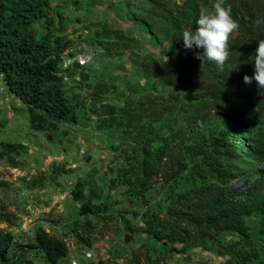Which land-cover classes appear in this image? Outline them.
<instances>
[{
	"label": "rangeland",
	"instance_id": "rangeland-1",
	"mask_svg": "<svg viewBox=\"0 0 264 264\" xmlns=\"http://www.w3.org/2000/svg\"><path fill=\"white\" fill-rule=\"evenodd\" d=\"M184 2L45 0V15L32 31L50 42L57 37L69 41L60 73L65 97L76 105V119L58 124L54 131H37L30 128L23 104L12 98L0 106V143L23 147L17 154L0 157V213L12 216L11 225L0 222V231L12 237L10 264H46L34 242L41 232L66 246V257L56 264H129L137 250L147 251L158 264H222L230 258L210 242L181 249L146 234L145 221L167 205L171 188L187 187L184 176L169 186L155 180L141 199L121 184V172L142 155L143 147L167 149L197 137L210 140L235 126L242 172L229 187L258 207L264 201V163L254 154L257 132L264 128V89L253 80L251 101L259 107L252 112H212L199 119L180 95L178 107L152 124L148 144L135 130L104 122L110 114L121 118L128 105L145 103L146 93L158 97L176 93L175 87L143 71L141 57L171 65L187 61V53L176 51L163 32L171 26L164 5L182 7ZM116 39L128 44L103 51L104 43ZM101 107H113L115 112H101ZM148 121L143 118L142 123ZM85 202L92 212L81 214ZM261 218L258 212L246 218L253 246L260 251V258L248 264H264ZM220 241L248 249L233 233L221 235Z\"/></svg>",
	"mask_w": 264,
	"mask_h": 264
},
{
	"label": "trees",
	"instance_id": "trees-1",
	"mask_svg": "<svg viewBox=\"0 0 264 264\" xmlns=\"http://www.w3.org/2000/svg\"><path fill=\"white\" fill-rule=\"evenodd\" d=\"M212 3L213 0H185L182 7L164 5L171 23L164 29V35L176 51L187 53V61L171 65L169 61L158 63L155 58L145 56L141 61L145 73L175 87L176 93L162 97L146 93L145 103L137 101L134 106L128 105L121 118L110 114L104 122L135 130L136 136L148 144L152 124L178 107L180 95L188 100L184 105L193 111L195 119L212 112L246 114L259 107L251 101L254 89L243 82V76H253L257 42L264 39V24H255L257 19L264 20V0H225L239 29L229 39V59L223 71L213 62L197 60L194 51L202 52V49H185L182 40L184 29H195L200 8H211ZM44 5L45 0H0V73L5 76L9 93L25 106L30 128L54 131L60 123H73L77 108L62 90L60 62L70 47L69 41L57 37L50 42L49 37L37 38L32 31V25L45 15ZM126 43L116 39L107 41L102 48L108 52ZM107 109L115 112L113 107H104L101 112ZM143 118H148V124L142 123ZM239 140L237 127L233 126L210 140L197 137L167 149L143 147L142 155L137 154L122 169L121 184L141 199L155 180L169 186L184 176L187 187L180 191L171 188L167 205L151 213L145 221L148 236L165 245H180L181 249L210 242L220 252L230 255L222 264H248L260 258L246 218L258 212L264 235V201L254 208L247 197L237 195L229 187L242 172ZM22 149V145L0 143V157L17 154ZM255 150V159L264 163V128L257 132ZM92 208L89 203H83L81 214L92 212ZM94 208L101 210L98 206ZM0 222L11 225L12 216L0 213ZM226 233L237 235L248 249L242 250L239 243L221 242L220 236ZM11 240L9 233L0 231L1 264L11 262L7 257ZM34 242L46 264H56L67 255L65 244L44 232ZM129 264H158V260L147 251L137 250Z\"/></svg>",
	"mask_w": 264,
	"mask_h": 264
},
{
	"label": "clouds",
	"instance_id": "clouds-1",
	"mask_svg": "<svg viewBox=\"0 0 264 264\" xmlns=\"http://www.w3.org/2000/svg\"><path fill=\"white\" fill-rule=\"evenodd\" d=\"M257 26L264 24V20L257 19ZM239 29L238 22L233 18L230 5L225 0H213L211 8L201 7L195 29H184L182 32L183 46L185 49H202L195 52L194 56L201 63L209 61L223 71L229 59L228 42L231 35ZM254 54V74L244 75L243 82L251 85L253 80L258 89H264V39L259 40ZM264 95V92H261Z\"/></svg>",
	"mask_w": 264,
	"mask_h": 264
},
{
	"label": "built area",
	"instance_id": "built-area-1",
	"mask_svg": "<svg viewBox=\"0 0 264 264\" xmlns=\"http://www.w3.org/2000/svg\"><path fill=\"white\" fill-rule=\"evenodd\" d=\"M12 98L13 96L8 91L5 76L3 73H0V106L6 105Z\"/></svg>",
	"mask_w": 264,
	"mask_h": 264
}]
</instances>
